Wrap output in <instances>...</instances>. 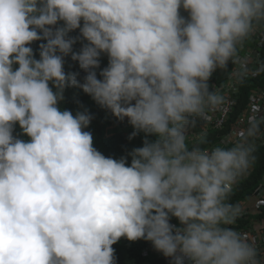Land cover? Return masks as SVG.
<instances>
[{"label": "clouds", "instance_id": "obj_1", "mask_svg": "<svg viewBox=\"0 0 264 264\" xmlns=\"http://www.w3.org/2000/svg\"><path fill=\"white\" fill-rule=\"evenodd\" d=\"M33 41H45L39 59ZM250 43L264 46V0H0V264H116L121 237L168 264H264V229L228 227L264 143V90L203 146L230 94L264 74L259 54H242ZM69 56L78 72H65ZM217 69L224 91L209 90ZM66 88L126 117L129 140L144 133L130 165L93 146L87 108L60 110Z\"/></svg>", "mask_w": 264, "mask_h": 264}, {"label": "trees", "instance_id": "obj_2", "mask_svg": "<svg viewBox=\"0 0 264 264\" xmlns=\"http://www.w3.org/2000/svg\"><path fill=\"white\" fill-rule=\"evenodd\" d=\"M44 42L45 41H33L30 45L33 48L36 59H39L38 46L40 43ZM74 51H78V49ZM262 53L264 55V48L262 49ZM64 60L65 72H78L79 65L77 61L71 60L70 56L68 59ZM107 63L108 58L102 60L100 62V68L106 67ZM17 67L18 65H13V69ZM100 68H98L97 71L98 79L101 78L99 76ZM51 86L50 82V87ZM53 91H55L54 88ZM63 95L64 99L58 101V107L60 110H69L75 115L77 111L82 110L80 105H83L93 116L88 127L84 129L91 133L93 146L105 157H112L113 159H119L121 156L126 157V166L130 165L131 157L128 156V152H130L132 148L143 146L144 133L141 132L129 140L127 137L134 130L129 123L125 125H116V128L110 129L111 112L98 105L90 95L84 93L81 89L66 88ZM77 101H79V104H77ZM13 135L22 140L29 139L23 134L18 124L14 126ZM149 139H154V137H149ZM254 155L256 158L253 162V165L255 166L253 167V173L249 178L241 179L239 183L235 185L236 188L231 194L229 202L237 203L241 198L254 191L258 178L261 175L258 166H264V148L257 150ZM171 222H176L178 224V221L175 218H172ZM147 242L148 241L144 239L129 241L125 237H121L118 242L112 245L115 250L114 256L116 258V264H168V258L164 257L161 253L156 255L143 254V249L146 247Z\"/></svg>", "mask_w": 264, "mask_h": 264}, {"label": "built area", "instance_id": "obj_3", "mask_svg": "<svg viewBox=\"0 0 264 264\" xmlns=\"http://www.w3.org/2000/svg\"><path fill=\"white\" fill-rule=\"evenodd\" d=\"M180 14L187 18L188 13L184 9H180ZM79 34V30H73L70 35L76 36ZM258 39V38H257ZM81 47V43L78 41L73 45V49H79ZM264 46L259 47L257 43L246 44L245 50L242 54L250 55L255 57L259 54V58L263 59L264 55L262 53V49ZM107 55L102 54L100 57V62L102 60H106ZM233 68L231 62L228 64V71ZM98 71V69H96ZM85 75V73H83ZM253 81V82H252ZM209 90H215L217 88L224 91L223 85L227 83V72L217 69L209 79ZM253 90H264V74L256 75L250 77L243 85L238 86V90L235 93L230 94L231 99V111L225 110V119H219L218 122L222 125L221 127H215V123L217 121H213L212 124L209 125L208 133H207V144L203 145L206 147H213L219 144L221 138L228 133L231 126L237 120L239 114L247 107L249 95L253 92ZM111 121L113 125H125L128 124L127 118L124 120L117 119L114 115L111 114ZM203 121H198L197 125L191 131L194 133H198L203 127ZM224 130V132H223ZM214 139L216 141L214 142ZM258 147L264 146V143L257 142ZM191 146V143H190ZM253 169V165L250 171ZM249 171V172H250ZM242 205L245 208L244 213L237 219L234 225H229L228 227H232L238 231L249 233L252 230L261 231L264 229V180L260 183V185L255 189L252 194L251 202H244ZM173 223V222H171ZM175 224V223H173Z\"/></svg>", "mask_w": 264, "mask_h": 264}, {"label": "crops", "instance_id": "obj_4", "mask_svg": "<svg viewBox=\"0 0 264 264\" xmlns=\"http://www.w3.org/2000/svg\"><path fill=\"white\" fill-rule=\"evenodd\" d=\"M261 148H264V146H261V147H259L257 150H259V149H261ZM256 150V151H257ZM253 167H255L254 165H253ZM258 168L260 169V172H261V175L259 176V178H258V182H257V185L255 186V188H254V191H255V189L260 185V183L264 180V166H258ZM253 170L254 169H252L249 173H248V175L246 176V177H244V178H242V179H246L247 177L249 178L250 177V175L253 173ZM239 183V182H238ZM235 186H234V190H235ZM233 190V191H234ZM254 191L251 193V194H248V195H246V196H244L243 198H241V200L239 201V203H244V202H251L252 201V194L254 193Z\"/></svg>", "mask_w": 264, "mask_h": 264}]
</instances>
